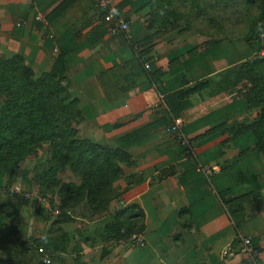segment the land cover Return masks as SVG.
I'll list each match as a JSON object with an SVG mask.
<instances>
[{
    "label": "crops",
    "instance_id": "0c3cea01",
    "mask_svg": "<svg viewBox=\"0 0 264 264\" xmlns=\"http://www.w3.org/2000/svg\"><path fill=\"white\" fill-rule=\"evenodd\" d=\"M115 2L130 22L125 33L110 29L97 0H0V55L23 57L36 76L61 60L79 102L81 136L129 155L109 215L77 220L97 226L132 204L142 209L143 245L117 242L105 264H253L241 235L252 238L264 264V196L251 200L258 187L247 183L251 173L261 176L264 160L253 130L242 128L256 115L221 81L243 60L240 40L211 43L203 13L181 11L164 28L151 25L146 0ZM175 112L207 173L167 131Z\"/></svg>",
    "mask_w": 264,
    "mask_h": 264
},
{
    "label": "trees",
    "instance_id": "16d2710c",
    "mask_svg": "<svg viewBox=\"0 0 264 264\" xmlns=\"http://www.w3.org/2000/svg\"><path fill=\"white\" fill-rule=\"evenodd\" d=\"M244 1L256 7L259 20L264 22V0ZM146 2L153 11V26L170 28L173 24H169L168 20H177L181 16L178 9L180 5L174 4L175 0ZM190 5L193 16L200 17L203 13L204 23L208 20L209 26L219 25L220 14L210 10L214 5L212 0H198L196 4L192 2ZM169 7L173 9L174 15L169 13ZM219 28L224 27L221 24ZM209 34L211 39L217 36L210 33V30ZM225 74L233 75V83L228 79L221 80L227 85H239L242 82L238 88L239 93L249 108L261 110L260 120L264 125V56L241 62ZM213 82L216 80L210 81L211 84ZM66 83L61 60L50 72L36 76L23 57L6 59L0 55V96L5 99L0 112V169L11 172L20 168L34 155L36 149L49 143L52 149V168L68 167L80 179L79 183L66 181L58 186L61 216L93 222L109 215L111 192L124 174L122 164L128 162L129 155L121 149L103 147L81 136L78 128L82 122L79 102L70 94ZM174 117L180 119L182 115L175 112ZM258 126L259 116L256 123L242 126L243 129L251 128L255 133L257 151L264 150V128L260 132ZM52 186L57 187L53 181L48 184L49 188ZM238 211L233 210V216H240ZM109 223L119 225L118 231L122 234L118 242L145 229L143 211L136 204L116 213ZM58 229L64 233L62 226ZM27 249L31 250L30 246ZM55 250L57 252L58 248ZM4 252L11 251L7 249Z\"/></svg>",
    "mask_w": 264,
    "mask_h": 264
},
{
    "label": "rangeland",
    "instance_id": "374dc122",
    "mask_svg": "<svg viewBox=\"0 0 264 264\" xmlns=\"http://www.w3.org/2000/svg\"><path fill=\"white\" fill-rule=\"evenodd\" d=\"M175 1L189 2L187 7L180 5L179 12L187 9L192 11L190 3L198 2V0ZM212 1L214 5L210 7V10L220 14L222 20L220 23L222 22L224 28H219L220 23L212 27L209 26L208 21H205L203 27L209 26L210 33L220 32L210 41L214 43L217 37L221 36L226 40L239 39L243 51V63L264 56V22L259 20V11L256 7L244 0ZM169 13H173L170 7ZM226 35L229 37L227 38ZM230 77L232 81L233 75L227 76L226 81ZM232 83L226 86L239 94L236 97H241L238 88L242 82L239 85ZM4 101V97L0 96V112ZM251 110L256 115L255 121L252 122L256 123L259 116L258 128L261 132L264 128L260 120L261 110L257 108ZM184 132L186 134V129ZM257 153L259 158L264 160V150L258 149ZM52 166L51 146L49 143H44L42 148L36 149L34 155L30 156L20 168L11 172L0 169V264H105V260L113 253L110 246L117 243L122 234L118 231L119 225L117 223L111 225L108 222L95 226L61 216L58 186L66 181L79 183L80 179L71 173L68 167L53 169ZM256 171L261 172V176H254L251 173L252 179L247 183L249 188L258 187L257 193H252L251 196L253 198L251 200L258 201L264 196V167H258ZM243 176L241 175V178ZM51 181L57 187L49 188L48 184ZM15 189L29 193L32 196L31 199L15 195L13 192ZM245 193L248 192L245 191ZM240 204L232 203L231 209H235ZM242 205L246 206V201ZM43 224L45 225L41 228L43 231L40 228L35 231L36 227ZM59 226L63 227L64 233L59 231ZM141 233L143 232L131 234L126 241H131L132 236H139ZM29 246L31 250L27 249ZM96 246L99 248L98 251L95 250ZM56 247L60 253L56 252ZM7 249L11 252H4ZM48 260L50 262H47Z\"/></svg>",
    "mask_w": 264,
    "mask_h": 264
},
{
    "label": "built area",
    "instance_id": "2783aa9c",
    "mask_svg": "<svg viewBox=\"0 0 264 264\" xmlns=\"http://www.w3.org/2000/svg\"><path fill=\"white\" fill-rule=\"evenodd\" d=\"M98 10L102 13L103 18L107 25L114 33H125L130 27V22L119 15L115 0H97ZM37 20H43L41 15L37 16ZM50 38H53L50 36ZM149 67L148 65L146 66ZM184 121L182 119H173L167 127V131L173 134L177 143L184 148L185 157L193 160L199 169V171L207 173L208 170L205 168L199 160L197 150L190 140V138L184 132ZM15 195L22 196L25 199H31V195L27 192L15 189L13 191ZM241 251L249 256L253 264H258L259 251L253 243L252 238L246 236H239ZM132 242L136 245H143V238L141 235H134L131 237ZM42 251V250H41ZM47 262H50L49 260Z\"/></svg>",
    "mask_w": 264,
    "mask_h": 264
}]
</instances>
